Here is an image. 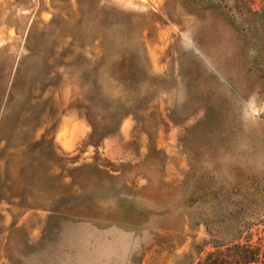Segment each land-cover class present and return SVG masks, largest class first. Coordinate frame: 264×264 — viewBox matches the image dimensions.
<instances>
[{
	"label": "rangeland",
	"instance_id": "obj_1",
	"mask_svg": "<svg viewBox=\"0 0 264 264\" xmlns=\"http://www.w3.org/2000/svg\"><path fill=\"white\" fill-rule=\"evenodd\" d=\"M0 264H264V0H0Z\"/></svg>",
	"mask_w": 264,
	"mask_h": 264
},
{
	"label": "trees",
	"instance_id": "obj_2",
	"mask_svg": "<svg viewBox=\"0 0 264 264\" xmlns=\"http://www.w3.org/2000/svg\"><path fill=\"white\" fill-rule=\"evenodd\" d=\"M252 14H257V13H252Z\"/></svg>",
	"mask_w": 264,
	"mask_h": 264
}]
</instances>
